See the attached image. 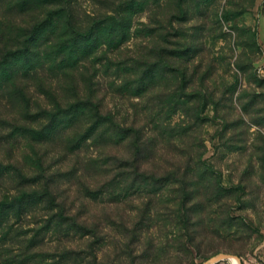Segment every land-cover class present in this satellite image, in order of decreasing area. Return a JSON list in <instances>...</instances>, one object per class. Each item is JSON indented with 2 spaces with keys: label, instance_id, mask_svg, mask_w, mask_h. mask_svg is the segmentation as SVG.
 Returning <instances> with one entry per match:
<instances>
[{
  "label": "rangeland",
  "instance_id": "374dc122",
  "mask_svg": "<svg viewBox=\"0 0 264 264\" xmlns=\"http://www.w3.org/2000/svg\"><path fill=\"white\" fill-rule=\"evenodd\" d=\"M31 1L0 58L58 3L96 43L61 70L44 40L28 110L0 85V264H264V0ZM86 98L112 121L53 112Z\"/></svg>",
  "mask_w": 264,
  "mask_h": 264
},
{
  "label": "trees",
  "instance_id": "16d2710c",
  "mask_svg": "<svg viewBox=\"0 0 264 264\" xmlns=\"http://www.w3.org/2000/svg\"><path fill=\"white\" fill-rule=\"evenodd\" d=\"M31 1V0H24ZM31 2L42 4H53L57 1L54 0H32ZM57 8H49L42 15L37 17L32 27L24 33L25 39L20 47L14 49L10 48L6 51L2 58H0V85L8 82V86L12 85V91L9 95L14 96L23 103V108L29 109V98L25 91V85L20 79H18L19 73L23 72V75L29 74L31 70L37 65L43 51L40 50V46L44 40L48 41L52 36H55L53 44L46 48L44 56L47 60H50L52 68H59L64 70L68 66L75 68L78 65V61L81 56L90 52V47L96 40H93L96 26H91L86 31H81L64 12V7H60V3ZM51 33V35H49ZM96 39V37H95ZM92 50V49H91ZM64 72V71H62ZM74 81V79H72ZM48 94H52L47 91ZM12 96V95H11ZM56 102V98L55 101ZM92 107L95 109L93 118L99 120V123L111 122L112 119L104 114V111L100 105L91 99H85L80 101H71L65 106L61 105L60 101L56 103L57 114L75 115L83 109ZM48 117H55L56 113L49 112ZM30 134L37 135L42 131L37 129H28ZM45 187L43 192H39V196H47L53 203H55L56 195L53 189ZM23 196L14 198L12 200H0V214L2 212L8 214V212L17 209L18 199L21 200ZM58 204H54L57 206ZM215 264H220V261Z\"/></svg>",
  "mask_w": 264,
  "mask_h": 264
},
{
  "label": "water",
  "instance_id": "95a60500",
  "mask_svg": "<svg viewBox=\"0 0 264 264\" xmlns=\"http://www.w3.org/2000/svg\"><path fill=\"white\" fill-rule=\"evenodd\" d=\"M233 257H236L239 261V264H242L241 258L239 255L233 254V253H220L215 256H213L210 259H207L201 264H215L216 262L220 261L221 259H230L232 260Z\"/></svg>",
  "mask_w": 264,
  "mask_h": 264
},
{
  "label": "bare ground",
  "instance_id": "6f19581e",
  "mask_svg": "<svg viewBox=\"0 0 264 264\" xmlns=\"http://www.w3.org/2000/svg\"><path fill=\"white\" fill-rule=\"evenodd\" d=\"M232 261H233L234 264H239V261H238V259L236 257H233Z\"/></svg>",
  "mask_w": 264,
  "mask_h": 264
}]
</instances>
